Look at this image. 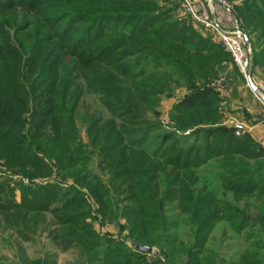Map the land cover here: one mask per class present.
I'll list each match as a JSON object with an SVG mask.
<instances>
[{
    "label": "trees",
    "instance_id": "16d2710c",
    "mask_svg": "<svg viewBox=\"0 0 264 264\" xmlns=\"http://www.w3.org/2000/svg\"><path fill=\"white\" fill-rule=\"evenodd\" d=\"M130 2L136 5L132 7L143 11L146 25L127 29L128 24L119 32L109 33L127 32L126 37H136L135 41L117 38L113 43L107 42L101 53L89 54L91 48L72 51L67 34L61 35L65 37L62 42L46 38L41 42V38H34L24 50L36 55V59L23 60L20 56V61L14 63L0 51V161L11 173L32 182L29 185L18 182L17 187L11 186L5 193L8 196L5 202L4 197L0 199L4 228L25 236L26 231L46 228L49 212L56 224L55 231L65 239L64 247H75L86 260L82 264H143L142 258L147 254L128 248L126 241L133 244L134 239V243L161 246L160 228H153V223L160 218L154 215L159 213L156 211L162 208L165 198L159 201L151 198L163 188L186 194L179 197L190 206L182 212L191 214L193 229L195 233H204L203 239L213 231L216 220L225 221L234 230H250L246 239L253 242L249 243L241 264H264V151L250 137L222 127L220 99L213 89L198 85L200 80L207 86L216 81L223 63L233 62L231 56L210 32L215 42L200 37L190 24L172 18L171 14L167 22L158 15L155 17L158 7L152 0ZM152 18L154 22L149 23ZM261 26H255L260 29L257 43L264 41ZM100 37L89 43L101 42L104 37ZM138 40L148 43L139 44ZM134 46L146 56L129 63L128 58L133 55L124 50ZM252 47L256 76L257 69L264 71V47L261 51ZM80 80L89 92L103 98L112 114V118L104 120L89 118L86 133L88 144L99 147V158L108 160L106 167H112V179L127 184L132 191L129 199L136 201L127 216L131 222L126 240H118L96 227L98 223L101 227L111 223L121 233L128 229L108 211L107 199L96 198L102 203L96 211L90 203L74 199L77 192L66 197V191L73 188L61 184L71 178L88 187L92 194H97L95 190L107 191L98 175L86 170L88 156L76 122L84 92ZM167 84H185L189 94L173 106L170 131L154 134L152 127L157 124L160 128L163 124L161 121L153 124L148 113H158L159 96ZM117 119L121 121L118 124ZM211 162L219 163L221 186L235 199L258 200L257 215L262 217L257 220V236L251 237L253 228L245 226L247 219L240 216L237 205L220 200L209 190L204 195L207 183L197 168ZM39 178H48L49 182L45 184ZM3 187L0 186V192ZM17 190L20 201L16 200ZM151 208L154 212L149 213ZM166 238V242L171 238L173 242L166 245L165 253L157 256L164 259V264H225L219 254L208 253L206 258L203 244H177L174 235Z\"/></svg>",
    "mask_w": 264,
    "mask_h": 264
},
{
    "label": "rangeland",
    "instance_id": "374dc122",
    "mask_svg": "<svg viewBox=\"0 0 264 264\" xmlns=\"http://www.w3.org/2000/svg\"><path fill=\"white\" fill-rule=\"evenodd\" d=\"M196 1L205 4V0ZM213 1V9L216 11L217 8H220L227 16L231 17L235 23H238L247 35L251 45H254L256 50L261 51L264 47V41L261 39V42L257 43L256 35L257 32H260L258 31L260 29H255V26H264V0ZM152 2L158 7L155 13L156 15H154L155 17L158 15L160 19L167 22V20L170 19L171 14L172 18L184 22V24H190V26L199 33L200 37L212 39L209 32L192 23L193 21L191 22L183 12L181 3L178 0H152ZM132 6L136 5L131 3L130 0H0V51L3 55L7 56V59L9 57L12 58V61L10 60L11 63H14L15 60L17 62L20 61V56L23 60L29 59L28 57H32L34 60V58L36 59V55L31 56L30 51L24 50L27 43L31 42L34 38H41V42H44L45 38L50 40L53 39L55 42H62L65 37L61 35L67 34L70 38L67 42L68 44H71L72 51L79 50L78 52H81L82 50H85V48H91V50L88 51L89 54H97V52L101 53L102 50L107 48V42L113 43L117 38L128 41L137 40L136 37H126L128 34L127 32L125 34H123L124 32L117 33V35H111L109 33L111 31L119 32L128 24H130V26L127 27V29L131 27L134 29L137 24L139 26L142 24L143 26L146 25L144 24L143 11L141 12L140 9H136ZM174 7H176L175 11L172 9ZM255 12L260 14V18L257 17ZM102 13L108 15H102ZM112 17H115V19L111 20ZM137 17L139 18L135 19ZM149 20V23L154 22L153 18ZM159 20L158 22L161 23L162 20ZM250 23L253 24V26L250 25ZM145 28L148 30V26ZM90 30L92 31L90 32ZM127 31L130 32L129 30ZM100 36L104 37L101 42L98 43V41H95L91 44L89 43ZM112 36H114L113 39L104 41ZM212 41L215 42L214 39H212ZM138 43L146 44L148 41L138 40ZM141 50V48L139 49V47L135 46L125 49L124 51L129 52V56L133 55L128 58V62L132 63L138 58L143 59V57L146 56V53H139ZM69 60L74 59L71 58ZM230 64L231 67L235 68L233 62L230 61L229 65ZM237 73L241 76L239 70ZM255 78L259 85L264 88V71L262 69L256 70ZM219 79L221 78H218L216 82H218ZM80 83L84 87V92L78 106L76 122L79 134L85 145L84 153L88 156L86 170L98 175L99 179L102 180V183L106 185L107 191L95 190L97 194H92L88 187L81 185L80 182L77 183L71 178L68 181L63 180L64 182L61 184L65 188H73L71 192L70 190L66 191V197H70L74 192H77L73 195L74 199L80 198L84 204L87 202L90 203L96 211L102 206V203L99 200L97 201L96 198L100 197L103 198V200L107 199L108 211L114 214L116 218L115 220L121 221L123 226L128 227L125 233H121V235L129 237V224L131 219L127 216L131 214L129 209L135 206L136 203L135 200L129 199L132 195V191H129L128 185L122 183L121 180L116 181L112 179V167H106L108 160L99 158V147H92L88 144L89 141L86 133L89 118L96 116L104 120L112 118V114L109 107L106 105L107 103H103V98L101 99L99 95L89 92L81 80ZM198 85H200L202 89L209 87V85L207 86L201 80ZM241 86L244 87L245 92H249L254 101L258 102L242 76ZM220 87H225V82H222ZM220 87H209L213 89V92L216 93L218 99L221 98L219 95ZM187 94H189V90L185 84L178 86L175 84L165 86V90L159 96L160 104L158 107V113L155 112V114L153 111L148 113V117L152 123L154 121H161L163 124L161 125L162 127L158 128L159 125L153 123L155 124V127H152V133L157 134L160 132L164 134L165 132L170 131V124L172 122V119L170 118L171 110L173 106ZM108 98L109 97H104L106 100H108ZM116 121L117 124L121 122L118 119ZM262 160V162H264V158ZM82 164V162L79 163L81 168H83ZM217 167H219L218 162H211L205 166L197 168L200 177L207 183L208 189L207 187L205 188L206 192L204 195H206L207 192L212 191L215 192L217 198L220 200H224L235 206L237 205L240 209V216L247 219L245 221V226L247 228L252 227L253 230H256V228H258L257 220L262 216H257V220L255 218V220L248 219V216L250 217L253 213H257L259 206L257 204L258 200L252 197L242 199L239 197L235 199L229 191H226L221 186V179L218 177L219 170ZM37 180L44 181L45 184L49 182L48 178H39ZM18 182H22L25 185L32 183L21 175L11 173V171L3 165V162L0 161V186H4L3 190L1 189L0 192V199L2 200L4 197L2 202H5L8 198L7 194L4 196L5 193L8 192L11 186L17 187ZM198 185V187H201L200 183ZM228 185H230V183H228ZM169 191L170 189L162 188L159 190V193H154L153 198H151L158 201L165 198L162 208L159 211H156L159 213L154 215L160 216V218H155V223H153V228H160L161 246H149L154 249L156 256L165 253L166 245H170L171 242H173L172 238L170 239V242H166V237L168 235L176 236L178 238L177 244H179V242L190 245L196 244V246H201L200 244H203L202 250L204 251L206 258H209L208 253H211L212 255L219 254L218 256L224 259V256L230 255L236 250L238 244L236 243L237 236L233 233L227 235L224 234V228H226L225 221H213L215 226H213V231L207 235L206 239H203V235L205 234L201 232L195 233V230L193 229L192 221L190 220L191 214L182 212V209L185 207L187 208L189 204L183 203L182 197L179 196H186V194L183 193L180 195L176 191L173 193L170 191L171 194L168 193L170 194L168 195L167 192ZM197 192L200 194L201 190H197ZM262 194L264 196V193ZM262 194L259 196H262ZM16 196V200L20 201V190H17ZM245 200L246 203H248L246 206H244ZM57 203L59 202H56V204ZM148 204L149 201L145 202V205ZM148 211L149 213L154 212L152 211V208L150 210L148 209ZM221 212L219 213L220 215L224 214V212ZM46 222V228L41 229V227L34 231H26L25 236H19L16 231L9 229L6 230L0 217V264H79L80 262L82 264V262H86V260L81 258L79 251L75 247H64L65 239L55 231L56 224L49 212L46 213ZM114 223L116 224L118 222ZM98 225L97 228L99 230L109 233L108 228ZM113 231L117 234L120 232L117 231L116 228H114ZM131 240L134 243L135 240ZM262 240L264 241V236ZM132 245L133 244L131 243V248ZM128 248H130V245ZM182 258H185V256Z\"/></svg>",
    "mask_w": 264,
    "mask_h": 264
},
{
    "label": "crops",
    "instance_id": "0c3cea01",
    "mask_svg": "<svg viewBox=\"0 0 264 264\" xmlns=\"http://www.w3.org/2000/svg\"><path fill=\"white\" fill-rule=\"evenodd\" d=\"M216 14L219 20L221 21L222 25L227 29H230L235 24V21H233L231 17L227 16L220 8L216 9ZM234 66L235 68L231 67V64L229 65V62L223 63V70L220 72L219 76V78L221 79H219L218 82L212 81L211 83H209V87H220V84L222 82H225V87H220L219 90V95L221 96V126L234 130L238 135L250 137L264 151V122L262 115V107L258 102L253 100L249 92H245L244 87L241 86V76H239V73H237L238 68L235 64ZM252 74L253 81L255 79V86L261 88L255 78L256 76L254 75L253 71ZM246 204L247 203L245 200L244 206H246ZM257 216V213H253L252 216H248V219L257 220ZM103 227L109 229L108 234H110L112 237H115L118 240L125 239V235H121V232L117 234L115 233V231H113L114 228L119 231L118 227H116L114 224L109 223ZM225 227L226 228H224V234H235L237 236L236 243L238 244L236 250L230 255L224 256L223 260L225 264H241L242 256L246 254L249 250V243L253 242V239H251L250 241H247L246 239L249 235L250 230H234L231 229L227 223L225 224ZM251 231H254L253 233H250L251 237H255L257 236V232L259 230L258 228H256V230ZM126 242L128 243V245L131 246L130 240H127ZM142 259L143 264H164V259L157 258L156 252L154 251L151 254L143 256Z\"/></svg>",
    "mask_w": 264,
    "mask_h": 264
},
{
    "label": "built area",
    "instance_id": "2783aa9c",
    "mask_svg": "<svg viewBox=\"0 0 264 264\" xmlns=\"http://www.w3.org/2000/svg\"><path fill=\"white\" fill-rule=\"evenodd\" d=\"M178 1L181 3L183 12L191 18L194 24L210 32L231 56L255 99L260 103L264 122V90L258 88V91H254L250 85V81L254 83L252 74L254 50L250 41H247V35L241 26L235 23L230 29L224 27L213 9V0H205V4L196 0Z\"/></svg>",
    "mask_w": 264,
    "mask_h": 264
},
{
    "label": "water",
    "instance_id": "95a60500",
    "mask_svg": "<svg viewBox=\"0 0 264 264\" xmlns=\"http://www.w3.org/2000/svg\"><path fill=\"white\" fill-rule=\"evenodd\" d=\"M247 41H249L248 37H247ZM250 85L254 91H258V87H256L252 81H250ZM133 249L138 251V252H142V253H146V254H151L154 251L153 248L146 246L144 244H141V243H133Z\"/></svg>",
    "mask_w": 264,
    "mask_h": 264
}]
</instances>
